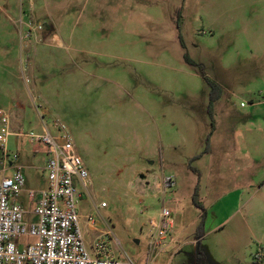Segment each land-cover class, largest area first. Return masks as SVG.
I'll use <instances>...</instances> for the list:
<instances>
[{"label": "rangeland", "instance_id": "obj_1", "mask_svg": "<svg viewBox=\"0 0 264 264\" xmlns=\"http://www.w3.org/2000/svg\"><path fill=\"white\" fill-rule=\"evenodd\" d=\"M198 66L221 89L210 110ZM36 106L67 127L88 170L78 213L91 252L103 238L106 255L134 264H198V244L203 264H264V0H0L13 134L41 132ZM6 151L0 171L18 156L14 202L34 222L44 149L13 135ZM145 172L176 185L150 177L142 189ZM164 208L173 229L160 252L149 237Z\"/></svg>", "mask_w": 264, "mask_h": 264}, {"label": "built area", "instance_id": "obj_2", "mask_svg": "<svg viewBox=\"0 0 264 264\" xmlns=\"http://www.w3.org/2000/svg\"><path fill=\"white\" fill-rule=\"evenodd\" d=\"M241 107L244 105L241 103ZM39 109V107H38ZM23 137L31 145L44 147L46 189L37 193L36 206L32 213L34 222L24 221L25 211L14 199L25 187L21 167L14 165L18 156H12L6 170H1L0 178V264H134L130 259H119L106 255V241L96 242L94 252L88 249L78 213L80 189L89 183L88 170L75 151L67 127L53 121L48 126L43 123L40 133L13 134L9 114L0 109V150L7 157L6 143L10 136ZM5 167L7 162L2 163ZM176 183L172 176L162 178L165 190L173 189ZM35 193H28L33 202ZM106 207L105 204L101 208ZM92 225V218L87 217ZM150 241L161 252L167 236L171 234L173 223L170 212L162 209L157 223H151ZM29 237L34 241L18 247L13 240ZM152 256L145 264H155ZM258 251L254 260L262 259Z\"/></svg>", "mask_w": 264, "mask_h": 264}, {"label": "crops", "instance_id": "obj_3", "mask_svg": "<svg viewBox=\"0 0 264 264\" xmlns=\"http://www.w3.org/2000/svg\"><path fill=\"white\" fill-rule=\"evenodd\" d=\"M35 109H36V111L38 112V116H39V119H41L40 121H41V124H42V128H41V132H42V130H43V123H45L44 122V115H43V113L40 111L39 112V109L37 108V106L35 107ZM3 110V109H2ZM5 111V110H4ZM8 114H9V116H10V121H11V126H10V128H11V130L12 131H14V129L15 128H17L18 127V125L20 126V123L18 124V125H13V123H12V120H13V115H14V113H10V112H8V111H6ZM40 133V132H39ZM213 133V132H212ZM212 133L211 134H209V139H210V137H211V135H212ZM19 134H23L21 131L19 132ZM16 136V135H15ZM43 149H44V147H43ZM44 156H45V153H44ZM44 163H45V159H44ZM150 177H152V179H153V187H154V189H159L160 187L162 188V186H161V181H162V178H161V180L159 181V179H158V176L156 175V174H153V173H150V172H145V173H141V174H139L138 175V178L140 179V180H143L144 181V187H141L142 189H144L145 187H147L148 185H149V182L147 181V179H149ZM30 202V201H29ZM152 223V222H151Z\"/></svg>", "mask_w": 264, "mask_h": 264}, {"label": "trees", "instance_id": "obj_4", "mask_svg": "<svg viewBox=\"0 0 264 264\" xmlns=\"http://www.w3.org/2000/svg\"><path fill=\"white\" fill-rule=\"evenodd\" d=\"M187 64H189L190 66L195 67L196 64L190 60H188V58L186 56H184ZM199 67V75L200 77L204 80V82L210 87V93H209V104H208V109L210 110V107L213 105V103L219 98V95L221 94V89L220 87H218L216 84H214L212 81L208 80L204 73H203V69L201 66ZM208 149H206L207 152Z\"/></svg>", "mask_w": 264, "mask_h": 264}, {"label": "flooded vegetation", "instance_id": "obj_5", "mask_svg": "<svg viewBox=\"0 0 264 264\" xmlns=\"http://www.w3.org/2000/svg\"><path fill=\"white\" fill-rule=\"evenodd\" d=\"M195 258H196V260H197V262H198V264H201V257H200V255H198V256H195Z\"/></svg>", "mask_w": 264, "mask_h": 264}, {"label": "water", "instance_id": "obj_6", "mask_svg": "<svg viewBox=\"0 0 264 264\" xmlns=\"http://www.w3.org/2000/svg\"><path fill=\"white\" fill-rule=\"evenodd\" d=\"M199 253H198V244H197V248H196V256H198ZM201 264H203V261H201Z\"/></svg>", "mask_w": 264, "mask_h": 264}]
</instances>
